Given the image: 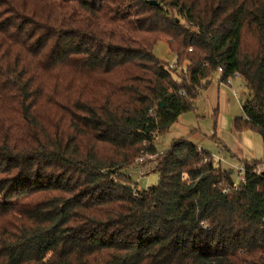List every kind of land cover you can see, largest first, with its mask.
<instances>
[{
    "label": "trees",
    "instance_id": "trees-1",
    "mask_svg": "<svg viewBox=\"0 0 264 264\" xmlns=\"http://www.w3.org/2000/svg\"><path fill=\"white\" fill-rule=\"evenodd\" d=\"M154 1L0 0V264H264L260 161L155 145L218 68L264 144V0Z\"/></svg>",
    "mask_w": 264,
    "mask_h": 264
},
{
    "label": "rangeland",
    "instance_id": "rangeland-1",
    "mask_svg": "<svg viewBox=\"0 0 264 264\" xmlns=\"http://www.w3.org/2000/svg\"><path fill=\"white\" fill-rule=\"evenodd\" d=\"M153 53L165 63L175 58L165 40L153 47ZM219 79V73L213 72L209 85L200 88L193 108L180 114L170 129L156 138L155 145L162 152L175 140H187L208 152L222 170H231L232 178L238 184L244 174H239L237 168L243 166L245 169V161H260L255 169L258 173L264 171V144L257 131L249 127L245 129V124H237L245 120L242 104L250 97L243 79L239 75L231 76L229 84H220ZM139 158L128 173L141 192L155 185L158 175L148 172L150 162L140 165ZM140 167H143L144 174L140 173Z\"/></svg>",
    "mask_w": 264,
    "mask_h": 264
},
{
    "label": "built area",
    "instance_id": "built-area-1",
    "mask_svg": "<svg viewBox=\"0 0 264 264\" xmlns=\"http://www.w3.org/2000/svg\"><path fill=\"white\" fill-rule=\"evenodd\" d=\"M191 50V49H190ZM166 67L168 68V69H170V70H176V71H181L182 70V67L181 66H179L178 64H177V61H176V57L172 60V61H170V62H167L166 63ZM217 72L218 73H221L222 72V68H218V70H217ZM232 76H238V73H234ZM219 83L221 84V83H227V84H229V83H231V76L230 77H228L227 79H226V82H223L222 80H219ZM140 160V165H142L143 166V158H140L139 159ZM237 171L239 172V174H241L242 172V174H244V171H245V169L243 168V166L242 167H239V168H237ZM144 170H143V167H140V173L141 174H144ZM242 180H243V177L241 178ZM234 187H236L237 186V183L236 182H234ZM225 191V189H223V192Z\"/></svg>",
    "mask_w": 264,
    "mask_h": 264
},
{
    "label": "water",
    "instance_id": "water-1",
    "mask_svg": "<svg viewBox=\"0 0 264 264\" xmlns=\"http://www.w3.org/2000/svg\"><path fill=\"white\" fill-rule=\"evenodd\" d=\"M150 3H151V4H157V2L154 1V0H150Z\"/></svg>",
    "mask_w": 264,
    "mask_h": 264
},
{
    "label": "crops",
    "instance_id": "crops-1",
    "mask_svg": "<svg viewBox=\"0 0 264 264\" xmlns=\"http://www.w3.org/2000/svg\"><path fill=\"white\" fill-rule=\"evenodd\" d=\"M244 128H245V129H246V128H248V125H247V124H245Z\"/></svg>",
    "mask_w": 264,
    "mask_h": 264
}]
</instances>
